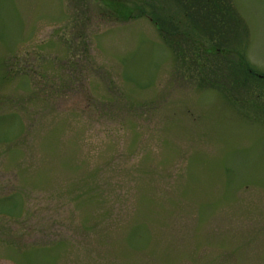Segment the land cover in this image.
Returning a JSON list of instances; mask_svg holds the SVG:
<instances>
[{
	"label": "rangeland",
	"instance_id": "obj_1",
	"mask_svg": "<svg viewBox=\"0 0 264 264\" xmlns=\"http://www.w3.org/2000/svg\"><path fill=\"white\" fill-rule=\"evenodd\" d=\"M0 264H264V0H0Z\"/></svg>",
	"mask_w": 264,
	"mask_h": 264
},
{
	"label": "trees",
	"instance_id": "obj_2",
	"mask_svg": "<svg viewBox=\"0 0 264 264\" xmlns=\"http://www.w3.org/2000/svg\"><path fill=\"white\" fill-rule=\"evenodd\" d=\"M166 1H170V0H166ZM149 7H150V9H151V10H149V12H151V11L153 10L152 12L155 13L153 7H152L151 5H149ZM136 8H137V10H139L140 13L143 11V10L139 9V7H136ZM142 13H143V12H142ZM160 15H161L162 17L165 16V14H160ZM158 16H159V15H158ZM150 19H151V18H150ZM156 19L158 20V18H157L156 16L153 15V17H152L151 20H152V22H154L156 25H158V22H157ZM220 21H221V19H220ZM159 29H160V28H159ZM160 30H162V29H160ZM164 31H166L168 34H170L168 29H165ZM201 31L204 33V32H206V31H210V29H209V27L206 28V29L201 28ZM220 45H221V44H220L219 42H218L217 44L214 45V46L216 47V50H215L216 52L214 51L215 54H216V56H217V53H219V52H221V51L223 50V48L220 47ZM246 72H247V71H246ZM236 85H237V84H236Z\"/></svg>",
	"mask_w": 264,
	"mask_h": 264
}]
</instances>
